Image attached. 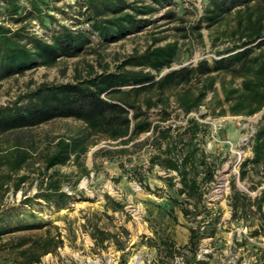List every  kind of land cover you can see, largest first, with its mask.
<instances>
[{
  "label": "trees",
  "instance_id": "1",
  "mask_svg": "<svg viewBox=\"0 0 264 264\" xmlns=\"http://www.w3.org/2000/svg\"><path fill=\"white\" fill-rule=\"evenodd\" d=\"M174 0H76L78 14L72 26L58 25L49 39L38 36L29 26L31 19L43 23L44 17L53 19L41 5L45 0H0V82L38 66H52L62 57H76L92 44V36L100 45L120 41L136 34L148 25L150 17L159 9L167 8L162 18L171 19L174 13L168 9ZM234 13L231 30L232 44L218 52L217 56L201 59L194 65L172 67L179 54L177 40L160 44V38L143 50H134L121 58L113 70H92L84 77L62 83L37 84L5 105H0V201L8 191L21 189L32 172H22L41 163L36 174L37 191L21 202L41 199L61 209L74 197L64 191L66 175L50 171L66 165L70 160L88 169L80 162L98 140L117 141L125 146L148 145L150 165H156L165 173L168 186L175 188L181 197L167 195L179 206L183 217L191 223L188 241L182 247L162 231L152 228V237H145L148 246L156 248L161 261L173 259L184 248L191 253L185 264H207L198 256L199 245L204 238L215 237L220 223L221 208L209 205L208 183L214 180V162L203 147L207 132V116H251L261 112L264 121V0H208L200 18L190 27H182L184 37L190 32L202 42L200 32L204 24L211 27L222 18ZM86 25V27L84 26ZM164 68L168 71L160 74ZM170 97L176 108L186 118L182 126L161 124L170 118ZM202 106L206 112L197 117L188 115ZM157 108L159 121L151 119L149 112ZM57 118H73L83 126L76 132L57 137L40 147L34 138L24 133L36 126ZM148 137L137 141L144 133ZM1 140V141H2ZM251 151L252 157L242 163L239 179L245 176L243 167L264 163V123L257 126ZM127 149L120 147L116 152ZM111 151L98 149L94 153ZM65 178V179H63ZM141 178V177H138ZM144 187L149 189L147 184ZM155 192V191H152ZM227 205L230 221L238 222L248 211L257 215L258 227L250 231L252 236L264 235V193L253 200L240 190L232 178L229 184ZM254 206V210L251 207ZM104 210L122 211L123 205L106 195ZM14 206L0 209V253L16 264H39L48 253H55L63 244L61 234L51 232L56 228L48 221L12 223ZM96 216L98 212H92ZM168 214L172 219L173 210ZM85 228L93 241L92 249H103L108 244L122 251L125 248L121 234L128 231H110L99 225L98 219L86 218ZM42 230L38 235L24 234ZM4 236L8 239L2 240ZM264 250V247H263Z\"/></svg>",
  "mask_w": 264,
  "mask_h": 264
},
{
  "label": "rangeland",
  "instance_id": "2",
  "mask_svg": "<svg viewBox=\"0 0 264 264\" xmlns=\"http://www.w3.org/2000/svg\"><path fill=\"white\" fill-rule=\"evenodd\" d=\"M45 1L41 5L42 9L54 18L44 17L43 23H39L37 19L29 21L30 29L38 36L49 39L58 25L72 26L75 19L80 18L76 0ZM207 3L208 0H174L168 7L174 13L173 18H162V13L167 8H161L150 17L148 25L141 31L110 44L100 45L98 38L93 35L89 48L76 57H62L52 66H38L2 80L0 105L13 101L42 82H70L86 76L91 69L113 70L121 58L134 50H143L153 38L162 39L160 44L178 41L179 54L172 64L174 68L194 65L201 59L211 61L219 51L232 44L230 33L234 26V13L225 15L219 23L211 27L203 24L200 29L202 42L194 32L184 37L185 32L181 29L193 25L202 15ZM22 4L28 5L27 0H22ZM170 109V118L161 124L184 125L187 117L176 108L172 97ZM156 111L157 108H152L149 115L158 122ZM205 112L206 107L202 106L188 116L200 119L199 115ZM200 120L208 125L203 147L215 166L214 180L208 183V204L214 208L220 207L221 216L215 237L202 239L198 256L203 257L202 253H209L210 256L204 257L207 264H264V235L262 232L259 236H252L250 233L258 227L257 224L252 225L256 223L257 215L248 211L238 222L230 221L231 213L226 199L232 178L240 190L248 193L251 200L261 192L264 193V163L253 165L247 162L243 167L245 176L242 180L239 179L243 161L252 157L254 132L258 125L264 123L261 112L251 116H207ZM82 126L80 121L73 118H57L26 131L24 135L36 139L39 146L43 147L48 141L68 136ZM149 135V132L144 133L137 141ZM2 137L0 136V147L5 143ZM120 147L127 150L123 153L116 152ZM98 149H108L111 152L95 154ZM150 150L148 145L134 147L130 142L121 146L117 141L98 140L80 158V162L88 169L87 174L81 172L73 159L66 165L49 170L66 175L67 179L62 188L74 196L61 209H56L53 204H47L41 199H35L28 204L21 202L37 191L36 180L31 181L41 166L36 159L33 166L22 171H34L31 177L17 192L8 191L4 194L0 209L10 206L16 208L19 214L12 216V223L48 221L56 226L51 227V232L58 231L63 244L55 253L43 256L39 264H185L191 256L188 249L184 248L173 259L161 261L157 258L156 248L146 244L145 237H152L154 228L168 234L182 247L188 241V227L191 225L183 218L179 206L167 198V195H171L181 199L175 193V188L168 186L164 171L149 164ZM106 195L121 203L122 211L107 210L105 214L101 213L105 208ZM170 209L173 210L175 220L168 214ZM251 209L254 210V206ZM92 212L98 214L92 216ZM86 218L98 219L99 225L113 232L120 231L119 227L126 229V235L120 233L125 248L118 251L113 244H108L103 249H92L93 241L88 231L82 227ZM41 232L42 230H31L23 233L38 235ZM8 238L9 236H4L2 240ZM0 264L16 263L1 252Z\"/></svg>",
  "mask_w": 264,
  "mask_h": 264
},
{
  "label": "built area",
  "instance_id": "3",
  "mask_svg": "<svg viewBox=\"0 0 264 264\" xmlns=\"http://www.w3.org/2000/svg\"><path fill=\"white\" fill-rule=\"evenodd\" d=\"M214 57H215V56H214ZM168 70H169V68H164L160 74H162V73H164V72H166V71H168Z\"/></svg>",
  "mask_w": 264,
  "mask_h": 264
},
{
  "label": "crops",
  "instance_id": "4",
  "mask_svg": "<svg viewBox=\"0 0 264 264\" xmlns=\"http://www.w3.org/2000/svg\"><path fill=\"white\" fill-rule=\"evenodd\" d=\"M183 216V215H182ZM184 218V217H183Z\"/></svg>",
  "mask_w": 264,
  "mask_h": 264
}]
</instances>
